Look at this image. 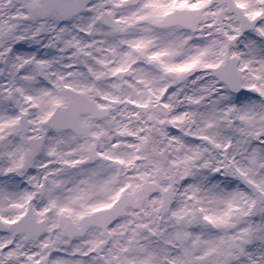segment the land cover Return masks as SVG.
<instances>
[{
  "label": "snow or ice",
  "instance_id": "snow-or-ice-1",
  "mask_svg": "<svg viewBox=\"0 0 264 264\" xmlns=\"http://www.w3.org/2000/svg\"><path fill=\"white\" fill-rule=\"evenodd\" d=\"M0 264H264V0H0Z\"/></svg>",
  "mask_w": 264,
  "mask_h": 264
}]
</instances>
